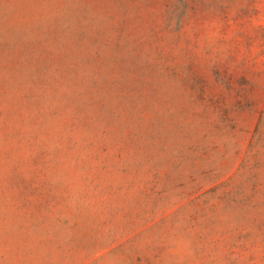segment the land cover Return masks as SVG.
I'll return each instance as SVG.
<instances>
[{
    "label": "rangeland",
    "instance_id": "rangeland-1",
    "mask_svg": "<svg viewBox=\"0 0 264 264\" xmlns=\"http://www.w3.org/2000/svg\"><path fill=\"white\" fill-rule=\"evenodd\" d=\"M0 264H264V0H0Z\"/></svg>",
    "mask_w": 264,
    "mask_h": 264
}]
</instances>
